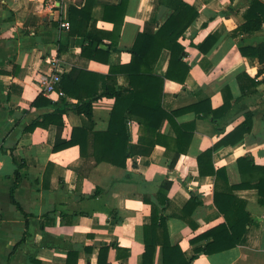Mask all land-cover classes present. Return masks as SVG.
<instances>
[{"label":"crops","instance_id":"crops-1","mask_svg":"<svg viewBox=\"0 0 264 264\" xmlns=\"http://www.w3.org/2000/svg\"><path fill=\"white\" fill-rule=\"evenodd\" d=\"M182 1L199 12L179 40L190 71L184 83L165 81L164 108L176 111L209 99L212 109H219L226 87L234 97L232 107L216 121L199 118L193 111L179 115V125L194 123L195 127L186 153L176 144L173 126L163 120L159 132L167 137L165 144L148 156L131 157L123 169L95 162L92 135L88 155L82 157L77 145L54 150L56 125L29 130L55 112L56 107L47 102L61 104V96L43 91L40 79L51 71L50 59L57 58L61 76L73 74L67 88L74 95L95 90L103 95L111 68L131 62L139 34L156 33L173 14L174 0H126L121 10L117 6L123 0H90L84 11L87 0H0V264H97L104 247L109 248L103 256L107 264H144V228L152 221V206L145 199L156 204L160 213L166 208L170 241L191 260L195 249L210 241L192 244L191 239L225 220L215 203L216 192H227L243 181L256 182L259 173L243 175L238 160L248 155L264 168V65L256 57H243L239 46L242 41L263 42L264 25L259 32L234 38L231 32L242 24V13L251 0ZM111 7L115 11H108ZM64 21L70 29L61 28ZM84 31L100 38L101 44L96 42L93 48L109 50L107 61L83 56V47L90 41ZM211 34L218 35V42L203 53L197 46ZM169 61V51L163 50L155 73L164 77ZM79 71L84 74L77 78ZM242 72L259 83L254 93H242L237 81ZM112 78L117 88L128 86L124 74ZM39 97L43 99L33 105ZM67 100L61 140L69 141L74 129L85 124H91L94 132L108 130L113 98L94 102L92 120L76 112V96ZM249 113L251 132L213 154L215 168L225 170L229 184L215 176H201L198 156L243 124ZM132 132L137 143L136 123ZM233 194L245 201L253 223L234 248L200 254L191 264H264V206L259 192L244 186ZM193 197L199 204L183 212ZM153 264H163L160 246Z\"/></svg>","mask_w":264,"mask_h":264},{"label":"trees","instance_id":"trees-1","mask_svg":"<svg viewBox=\"0 0 264 264\" xmlns=\"http://www.w3.org/2000/svg\"><path fill=\"white\" fill-rule=\"evenodd\" d=\"M89 2L90 0H87L83 11L88 7ZM125 3L126 0H123L117 6V9L121 10ZM115 9L111 7L108 11H115ZM173 11L170 18L156 33L145 30L139 34L131 50V62L126 65L111 68L110 81L108 82L107 91L103 95H100L97 90L74 95L67 88L68 83L73 79V74L61 76V82L58 86V89L64 93V96L61 97V104H55L52 101L47 102L56 107L55 112L45 116L41 121L35 122L29 130H34L38 126L49 127L51 124L56 125L58 128V138L54 150L59 151L77 145L81 149L82 157L88 155V139L92 135L93 152L91 156L95 162L98 164L106 162L126 169L127 162L131 157L138 155L148 156L157 145L165 144L164 139L167 137L163 136L159 132V129L163 120H167L173 126L177 135L176 144L180 152L186 153L194 137V123L179 125L176 118L186 111H193L199 118H211L213 121H216L232 107L234 97L230 89L226 87L223 90L224 104L219 109H212L209 99L200 100L197 104L181 110L171 111L164 108L165 81L172 80L184 83L189 75L190 67L184 61L187 54L179 40L183 38L185 32L199 15L196 8L182 0H174ZM242 16V24L231 32V36L234 38H243L245 35L254 34L263 28L264 2L261 0L249 1ZM71 34L74 35V32L72 31ZM83 36L90 38L87 45L83 47V56H86L88 60L107 61L109 50H102L99 47L93 48L94 43L98 42L101 44L102 41H100V38L96 37V34L94 35L92 31L90 33L84 31ZM217 42L218 35L211 34L197 48L201 52L207 53ZM163 50H168L170 53L169 66L164 77L155 73L156 65ZM239 51L243 57H256L260 64L264 65V41L257 45H248L245 44V41H242L239 46ZM83 74V71H79L75 77H82ZM112 74H124L127 78L128 86L117 88ZM237 81L244 95L254 93L259 84L246 72L240 73L237 76ZM73 96H76L78 101L75 104L76 112L88 120H92L93 105L96 100L101 97L113 98L115 105L112 110L108 130L105 132H94L92 131L91 124H85L79 129H74L72 138L69 141L61 140L60 135L64 127L63 115L67 112L69 106L67 98ZM40 99L42 100L43 97H39L33 105H38ZM133 123L138 125L139 138L137 143H133ZM252 127L253 117L249 113L243 124L226 135L214 147L201 153L197 158L200 175L215 176L217 180L223 179L228 183L227 179L224 178L225 170H217L215 168L213 154L220 146L241 142L245 135L251 132ZM238 165L243 175L246 174V171L250 175L258 172L259 175L256 182L248 185L249 181H243L240 186H230L227 192L223 191L219 194L216 192L215 203L225 220L191 239L192 244L210 239L203 247L195 249L196 253L193 258H196L200 254L211 255L234 248L240 244L248 227L253 223V219L246 211L245 201L237 198L233 194L236 188L251 186L257 189L259 192V202L264 206V168L255 165L253 159L248 155L240 158ZM164 200L163 202H168L166 199ZM145 201L152 206V221L150 225L144 228L145 252L143 255V263L153 264L156 247L160 246L162 249L163 264H191L193 258L189 260L179 245H173L170 241L167 227L168 215L164 213L166 208L160 213L159 207L156 204L148 199H145ZM197 204L199 203L193 197L184 206L183 212ZM187 223L193 230L198 229L196 223L192 221H187ZM113 246L118 251L120 250L118 245L114 244ZM108 251V247L101 249L97 264H107L103 260V256L107 255Z\"/></svg>","mask_w":264,"mask_h":264},{"label":"built area","instance_id":"built-area-1","mask_svg":"<svg viewBox=\"0 0 264 264\" xmlns=\"http://www.w3.org/2000/svg\"><path fill=\"white\" fill-rule=\"evenodd\" d=\"M71 25L68 21H64L61 23V28L68 30L70 29ZM51 71L45 73L41 76L40 83L43 87V91L46 94H58L59 96L63 97V91L58 89V86L61 82V74L59 72V61L57 58H52L49 61Z\"/></svg>","mask_w":264,"mask_h":264},{"label":"water","instance_id":"water-1","mask_svg":"<svg viewBox=\"0 0 264 264\" xmlns=\"http://www.w3.org/2000/svg\"><path fill=\"white\" fill-rule=\"evenodd\" d=\"M96 46V45H95Z\"/></svg>","mask_w":264,"mask_h":264}]
</instances>
